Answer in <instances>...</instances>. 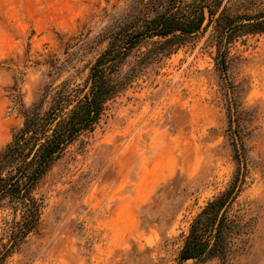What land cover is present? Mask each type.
Instances as JSON below:
<instances>
[{
    "label": "rangeland",
    "instance_id": "1",
    "mask_svg": "<svg viewBox=\"0 0 264 264\" xmlns=\"http://www.w3.org/2000/svg\"><path fill=\"white\" fill-rule=\"evenodd\" d=\"M150 1L0 0V150L23 123L12 100L16 81L27 107L51 81L83 86ZM211 33L149 66L108 104L85 146L66 150L38 189V231L5 264H178L191 222L236 169ZM153 40L131 52L123 72ZM229 58L247 165L239 202L249 227L227 264H264V34L233 42Z\"/></svg>",
    "mask_w": 264,
    "mask_h": 264
},
{
    "label": "trees",
    "instance_id": "2",
    "mask_svg": "<svg viewBox=\"0 0 264 264\" xmlns=\"http://www.w3.org/2000/svg\"><path fill=\"white\" fill-rule=\"evenodd\" d=\"M151 0L149 8L121 28L96 60L83 86L51 81L27 107L16 81L12 100L23 119L11 141L0 150V264L17 253L38 231L44 199L38 189L54 164L75 144L83 148L110 102L127 90L149 66H158L197 33L211 29L214 62L224 82L227 125L236 163L224 192L207 202L190 224L179 251L178 264L217 259L227 264L240 249L244 222L239 197L247 177L245 147L234 89L229 84L230 45L245 36L264 34V0ZM152 14V16H149ZM153 39L137 54L128 71L122 63L140 43ZM50 75V73H49ZM48 75V76H49Z\"/></svg>",
    "mask_w": 264,
    "mask_h": 264
}]
</instances>
